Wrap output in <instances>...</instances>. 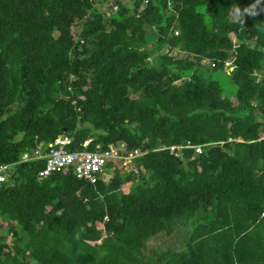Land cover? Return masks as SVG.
<instances>
[{
	"label": "trees",
	"instance_id": "obj_1",
	"mask_svg": "<svg viewBox=\"0 0 264 264\" xmlns=\"http://www.w3.org/2000/svg\"><path fill=\"white\" fill-rule=\"evenodd\" d=\"M64 134L139 150L135 172L19 161ZM0 164V264H264V2L0 0Z\"/></svg>",
	"mask_w": 264,
	"mask_h": 264
},
{
	"label": "built area",
	"instance_id": "obj_2",
	"mask_svg": "<svg viewBox=\"0 0 264 264\" xmlns=\"http://www.w3.org/2000/svg\"><path fill=\"white\" fill-rule=\"evenodd\" d=\"M73 137L67 134L58 136L49 148L44 150L38 146L32 153H25L21 156V162L29 160L43 159L44 167L39 171L40 178L47 177L53 172H59L68 166H72L77 178L95 183L100 175H104L106 167L109 170L115 169V165L122 167L126 172H135L133 166L135 159L139 156V150L127 151L125 145H109L104 148L101 143H96L91 148L92 139L84 141L80 149L71 150ZM182 148H192L195 153L202 152L201 145H192L187 143L186 146H171L172 151L176 150V155ZM11 169L10 164H0V188L8 179Z\"/></svg>",
	"mask_w": 264,
	"mask_h": 264
},
{
	"label": "rangeland",
	"instance_id": "obj_3",
	"mask_svg": "<svg viewBox=\"0 0 264 264\" xmlns=\"http://www.w3.org/2000/svg\"><path fill=\"white\" fill-rule=\"evenodd\" d=\"M231 18L234 20V16L232 14ZM183 52L179 51V50H173L172 51V56H174L175 58H179L183 56ZM226 71L229 72L232 70L231 64L230 62L226 63ZM223 86L225 87L226 85L223 84ZM181 153H178L177 156H180ZM132 186V184L129 185L126 184L124 185L123 189H130ZM214 207L213 206H209L207 207L205 210H201L200 211V216H204L205 218L202 219V222L205 221L208 217H210L213 213ZM197 215V214H196ZM182 231H180V234L176 233V232H164L161 233L158 236L155 237H150L147 242H146V248L150 249L151 252L147 253L148 255H153V253H157L166 249H173V250H178L180 249V247L182 245H184V240L186 238L185 234H182V232L186 233L188 231H191V224H186L185 226H181L180 227Z\"/></svg>",
	"mask_w": 264,
	"mask_h": 264
},
{
	"label": "clouds",
	"instance_id": "obj_4",
	"mask_svg": "<svg viewBox=\"0 0 264 264\" xmlns=\"http://www.w3.org/2000/svg\"><path fill=\"white\" fill-rule=\"evenodd\" d=\"M257 3L264 2V0H256ZM257 12L254 7H247L241 10L239 7H237L234 10L233 16H234V22L236 23H244V17H253L256 16Z\"/></svg>",
	"mask_w": 264,
	"mask_h": 264
}]
</instances>
